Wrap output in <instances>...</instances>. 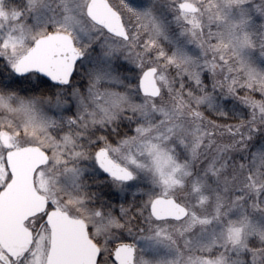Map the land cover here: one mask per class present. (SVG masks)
<instances>
[{
	"label": "snow or ice",
	"instance_id": "snow-or-ice-1",
	"mask_svg": "<svg viewBox=\"0 0 264 264\" xmlns=\"http://www.w3.org/2000/svg\"><path fill=\"white\" fill-rule=\"evenodd\" d=\"M0 264H264V0H0Z\"/></svg>",
	"mask_w": 264,
	"mask_h": 264
}]
</instances>
